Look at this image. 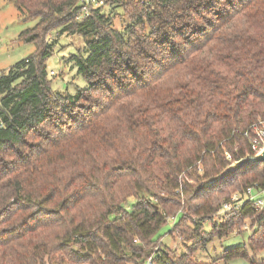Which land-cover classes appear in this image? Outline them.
<instances>
[{"label":"trees","instance_id":"16d2710c","mask_svg":"<svg viewBox=\"0 0 264 264\" xmlns=\"http://www.w3.org/2000/svg\"><path fill=\"white\" fill-rule=\"evenodd\" d=\"M13 3L37 18L18 35L37 48L0 72V264H219L193 246L241 233L246 218L247 243L218 259L264 264V206L245 199L211 232L187 224L226 187L264 189V162L201 186L252 154L243 131L264 117V0H103L87 14L80 0ZM53 29L85 42L71 59L87 84L73 94L47 77ZM172 216L186 251L157 236Z\"/></svg>","mask_w":264,"mask_h":264},{"label":"rangeland","instance_id":"374dc122","mask_svg":"<svg viewBox=\"0 0 264 264\" xmlns=\"http://www.w3.org/2000/svg\"><path fill=\"white\" fill-rule=\"evenodd\" d=\"M37 21L36 17H28L24 15L14 5L13 0H0V72L5 70L9 66L25 59L32 55L37 46L32 41H24L18 38L20 32L26 28L32 27ZM116 28H120L123 21L117 17L113 20ZM44 43H52L53 54L49 56L46 61L47 77L51 80V87L53 90L66 91L73 94L77 88L86 86L87 82L82 78L77 70V67L71 59L73 55L84 53V40L77 34H68L66 32L60 33L55 29L48 31L44 36ZM261 168L262 165H259ZM236 183H239V178L236 179ZM256 188V187H255ZM234 187L224 188V192L218 196V206L214 213L210 214L207 219L202 220L199 215H190L187 222L188 225H195L196 222H200L203 228L207 232H211V223L213 220L228 219L229 213H218L221 203L224 200L231 198L235 193L238 196L240 191ZM263 191L261 194L264 199V189L257 187L254 192ZM230 193V194H229ZM240 201V200H239ZM264 204L260 207L262 208ZM218 217V218H216ZM178 216L175 218L177 220ZM172 221L168 218L167 222L161 226L157 232V236L160 238L161 244H166L175 252L186 251L187 246L190 245L191 240L182 236H174L168 233ZM241 233L236 231L229 232L226 236L218 237L214 235L213 238L201 247L193 246L194 250L192 257L200 262H209L212 259H217L219 264H225L221 259H218L222 250L225 248H231L240 244H246L249 234L253 231L255 222L251 218L241 219ZM240 226V225H239ZM238 226V227H239ZM237 227V226H236ZM209 234H204V237ZM264 251L259 252L257 257L261 256ZM247 262L243 258H237L229 261L227 264H246ZM79 264H95L91 260L81 259Z\"/></svg>","mask_w":264,"mask_h":264},{"label":"built area","instance_id":"2783aa9c","mask_svg":"<svg viewBox=\"0 0 264 264\" xmlns=\"http://www.w3.org/2000/svg\"><path fill=\"white\" fill-rule=\"evenodd\" d=\"M82 2V10L84 14L88 13V5L97 6L103 2V0H80ZM243 134L249 139V147L252 154L260 151L264 143V117L258 118L257 120L251 122L249 126L243 131ZM226 157L230 159V155L226 152ZM256 185H249L243 191L236 193L229 199L224 200L221 203L220 212H230L233 209L238 208L242 202L247 199L252 202L256 207H261L264 204L263 191L254 192L256 190ZM240 200V201H239ZM175 216L169 217L171 221L174 220ZM146 264H150V258L147 260Z\"/></svg>","mask_w":264,"mask_h":264},{"label":"water","instance_id":"95a60500","mask_svg":"<svg viewBox=\"0 0 264 264\" xmlns=\"http://www.w3.org/2000/svg\"><path fill=\"white\" fill-rule=\"evenodd\" d=\"M264 162V143L260 151L254 153V154H246L243 157L239 159L231 160L218 174L213 176L212 178L204 181L201 186L206 187L211 184H214L218 181H220L225 176H228L241 167L251 164V163H260Z\"/></svg>","mask_w":264,"mask_h":264}]
</instances>
